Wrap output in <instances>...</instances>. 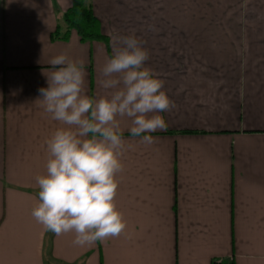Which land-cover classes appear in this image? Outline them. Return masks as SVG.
Here are the masks:
<instances>
[{
  "label": "crops",
  "instance_id": "obj_1",
  "mask_svg": "<svg viewBox=\"0 0 264 264\" xmlns=\"http://www.w3.org/2000/svg\"><path fill=\"white\" fill-rule=\"evenodd\" d=\"M107 43L51 38L72 0H0V264H264V0H86ZM104 21V22H103ZM127 21H135L128 26ZM164 82L165 130L125 141L118 237L80 246L38 223L36 178L63 127L44 111L49 61L82 62L99 99L114 37Z\"/></svg>",
  "mask_w": 264,
  "mask_h": 264
},
{
  "label": "clouds",
  "instance_id": "obj_2",
  "mask_svg": "<svg viewBox=\"0 0 264 264\" xmlns=\"http://www.w3.org/2000/svg\"><path fill=\"white\" fill-rule=\"evenodd\" d=\"M114 40L102 69L108 95L85 94L83 63L65 54L49 61L48 86L39 89L44 111L64 126L46 141V173L36 178L39 203L32 216L56 235L74 233L80 246L118 237L127 227L116 205L125 149L120 118L131 121L132 137L151 144L154 138L145 133L166 129L160 113L172 103L164 82L145 67L141 41L132 35Z\"/></svg>",
  "mask_w": 264,
  "mask_h": 264
},
{
  "label": "trees",
  "instance_id": "obj_3",
  "mask_svg": "<svg viewBox=\"0 0 264 264\" xmlns=\"http://www.w3.org/2000/svg\"><path fill=\"white\" fill-rule=\"evenodd\" d=\"M75 31L81 40H100L107 43V37L101 32L100 23L90 4L86 0H72V5L62 14L51 38L66 40ZM212 264H235L232 260L213 261Z\"/></svg>",
  "mask_w": 264,
  "mask_h": 264
},
{
  "label": "rangeland",
  "instance_id": "obj_4",
  "mask_svg": "<svg viewBox=\"0 0 264 264\" xmlns=\"http://www.w3.org/2000/svg\"><path fill=\"white\" fill-rule=\"evenodd\" d=\"M104 22V21H103ZM128 26H135V21H127Z\"/></svg>",
  "mask_w": 264,
  "mask_h": 264
}]
</instances>
